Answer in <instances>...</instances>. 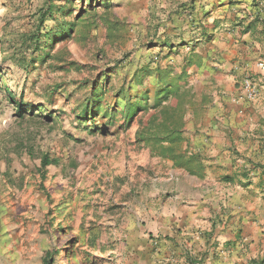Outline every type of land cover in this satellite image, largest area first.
Wrapping results in <instances>:
<instances>
[{
  "label": "rangeland",
  "instance_id": "1",
  "mask_svg": "<svg viewBox=\"0 0 264 264\" xmlns=\"http://www.w3.org/2000/svg\"><path fill=\"white\" fill-rule=\"evenodd\" d=\"M53 1L55 18L41 25L50 0H0V264H43L48 252L55 264H182L174 229L148 230L152 214L172 207L177 169L137 140L160 85L157 74L141 83L136 73L187 71L186 127L216 107L243 112L246 77L260 83L264 112V22L244 31L254 14L264 17V0ZM82 17L62 39L63 22ZM52 27L59 37L47 51ZM136 100L146 109L125 124ZM44 155L60 162L46 180Z\"/></svg>",
  "mask_w": 264,
  "mask_h": 264
},
{
  "label": "crops",
  "instance_id": "2",
  "mask_svg": "<svg viewBox=\"0 0 264 264\" xmlns=\"http://www.w3.org/2000/svg\"><path fill=\"white\" fill-rule=\"evenodd\" d=\"M257 101L240 113L216 107L186 127L184 148L203 156L204 177L171 170L172 207L152 214L156 222L148 227L149 234L174 229L177 262L264 264V112Z\"/></svg>",
  "mask_w": 264,
  "mask_h": 264
},
{
  "label": "trees",
  "instance_id": "3",
  "mask_svg": "<svg viewBox=\"0 0 264 264\" xmlns=\"http://www.w3.org/2000/svg\"><path fill=\"white\" fill-rule=\"evenodd\" d=\"M66 2L73 3L74 0H65ZM89 3H92V0H88ZM103 1L102 5L106 8L110 7L109 0ZM230 3H235L233 0ZM237 3V2H236ZM55 2L50 0L47 3L46 9L43 13V16L40 19L41 25L45 24V18L47 16L55 18L54 10ZM64 6H61V9ZM64 11V10H62ZM80 11H85L86 14H90L95 11V8L91 11H86L80 8ZM254 20L250 22L244 28L246 33L256 31L254 28L255 24L258 21L264 22V17L261 16V12L254 14ZM87 18L82 17L79 21L72 22H63V25L60 27L59 33L62 36V39L71 37L77 27V24L84 23ZM58 32L55 33V30L50 28L49 31L44 32V36L48 39L49 45H44V50L49 51L50 46L53 45L56 38L59 37ZM35 37V34H33ZM208 40H212V37H207ZM58 40V39H57ZM37 45L40 41L39 33L36 35ZM166 47H171L170 42H165ZM40 47V46H39ZM43 48V46L41 47ZM39 48V49H41ZM49 54V53H48ZM47 54V56H48ZM34 67V66H33ZM150 67L142 68L136 73V78L138 81L143 83L145 76H152L157 74V84L158 88L155 94V102L153 105L154 112L150 114L149 118L144 121L143 117L140 118L139 129L136 133L137 140L141 143H144L146 147L150 149L151 156L159 157L164 160H169L173 163L175 168L181 169L190 175L196 176L198 178H203L205 174V165L203 163V156L199 153L189 154V150L184 148V145L188 141L186 138V117H187V104L188 100L192 95L189 90L182 91L180 82L188 76L187 71H183L181 74L172 72L173 68H156L155 72L152 73L149 70H146ZM147 71V72H145ZM13 92L10 91V97ZM12 99L15 100V97L12 96ZM16 105H18V112L21 115L23 113L21 100H15ZM93 108V105L90 106L89 110ZM142 108L138 100L129 101L124 110L126 115L125 124L138 119L139 113L145 110ZM88 114V108L85 107V110L77 116L78 119L82 120ZM60 162L57 158H51L48 155H44L40 159L38 173L42 175L44 180L49 176L51 167H58ZM54 179V178H52ZM224 181L233 182L234 177L226 176ZM58 253L48 252L47 255L43 258V264H55ZM257 263V262H256ZM259 264H262L261 262Z\"/></svg>",
  "mask_w": 264,
  "mask_h": 264
},
{
  "label": "built area",
  "instance_id": "4",
  "mask_svg": "<svg viewBox=\"0 0 264 264\" xmlns=\"http://www.w3.org/2000/svg\"><path fill=\"white\" fill-rule=\"evenodd\" d=\"M260 70L264 73V63H260ZM261 92V86L257 79L246 77L239 88L240 97L244 100L253 101L257 99Z\"/></svg>",
  "mask_w": 264,
  "mask_h": 264
}]
</instances>
